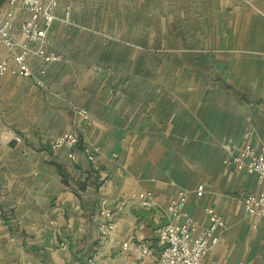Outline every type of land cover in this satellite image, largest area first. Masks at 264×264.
Instances as JSON below:
<instances>
[{
    "label": "crops",
    "instance_id": "1",
    "mask_svg": "<svg viewBox=\"0 0 264 264\" xmlns=\"http://www.w3.org/2000/svg\"><path fill=\"white\" fill-rule=\"evenodd\" d=\"M147 2L57 0L46 49L60 60L27 58L43 87L0 77V264H159L157 232L178 192L199 229L206 209L224 221L204 264H264V219L243 208L259 192L256 176L230 162L244 144L264 146V0L181 1L201 31L158 41L147 36ZM28 18L14 7L19 45ZM19 51L0 44V61ZM69 132L78 138L73 161L49 147ZM144 191L155 209L119 206ZM105 212L115 223L107 244L97 229ZM113 241L146 243L151 255L138 260Z\"/></svg>",
    "mask_w": 264,
    "mask_h": 264
},
{
    "label": "built area",
    "instance_id": "2",
    "mask_svg": "<svg viewBox=\"0 0 264 264\" xmlns=\"http://www.w3.org/2000/svg\"><path fill=\"white\" fill-rule=\"evenodd\" d=\"M3 6L6 10V16L0 20V44L11 52H14L17 47L20 48V51L13 54L11 62L0 61V77L9 75L21 79H33L38 87H43V82L35 76L27 58L39 59L44 66L60 60L58 56L46 49L47 31L56 19L54 11L57 7V0H48L46 3H43L42 0H3ZM16 6H20L29 14L28 20L19 27L22 38L20 45L14 40L10 31V17ZM62 22L68 23L67 12ZM30 44H37V48L32 50ZM39 75H44L43 69L39 71ZM80 114L85 116L84 112ZM14 141L20 143V138L15 137ZM77 145L78 138L72 132L65 133L49 143V147L53 151L61 148L68 149L70 151L68 158L71 161L75 159L72 150ZM226 152L232 156L233 149L228 147ZM84 153L87 155L92 170L98 171L99 167L93 156L89 154L88 150H84ZM230 162L236 170L256 176L259 192L256 195H248L243 198V208L247 216L264 219V146L254 148L250 144H244L237 150L236 156L232 157ZM203 190L202 185L197 186L195 189L196 197H202ZM129 204L143 209H155L157 207L153 195L145 191L131 194L122 200L119 206L124 207ZM186 204L185 193L178 192L166 207L168 221L157 232V247L160 250L159 264H204L203 258L208 250L219 242L218 233L225 226L223 219L212 209H206L208 224L205 228L199 229L187 211ZM103 216L105 221L98 224L97 229L101 241L107 244L110 241L108 236L114 230L115 223L111 212H105ZM112 245L122 252L132 247L138 260H144L151 255L150 248L143 242L131 245L127 242L113 241ZM60 247L66 249L67 245L62 243Z\"/></svg>",
    "mask_w": 264,
    "mask_h": 264
},
{
    "label": "rangeland",
    "instance_id": "3",
    "mask_svg": "<svg viewBox=\"0 0 264 264\" xmlns=\"http://www.w3.org/2000/svg\"><path fill=\"white\" fill-rule=\"evenodd\" d=\"M181 1H185L186 5L190 4V0H151L152 4L147 2L149 5H154V11L143 14L144 17L146 16L143 20H147V23H151L153 19V27L147 35L148 38L151 37V39L158 41L163 38L176 39L178 36L183 35L190 38L197 36L201 31L195 18L198 14L187 11L185 13L179 12L178 5ZM122 14L124 16L131 15L128 11ZM141 37H144V35H141Z\"/></svg>",
    "mask_w": 264,
    "mask_h": 264
}]
</instances>
